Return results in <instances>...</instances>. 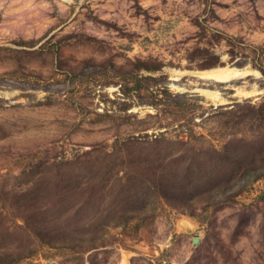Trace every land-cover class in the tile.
I'll return each mask as SVG.
<instances>
[{"label":"rangeland","instance_id":"obj_1","mask_svg":"<svg viewBox=\"0 0 264 264\" xmlns=\"http://www.w3.org/2000/svg\"><path fill=\"white\" fill-rule=\"evenodd\" d=\"M0 264H264V0H0Z\"/></svg>","mask_w":264,"mask_h":264},{"label":"bare ground","instance_id":"obj_2","mask_svg":"<svg viewBox=\"0 0 264 264\" xmlns=\"http://www.w3.org/2000/svg\"><path fill=\"white\" fill-rule=\"evenodd\" d=\"M252 72L254 74L257 73L253 70H248V69L238 70V69H233L231 67H223V68H216V69H211L207 71H196V72H193L192 74H194L197 78H200V79L212 80V81L219 82V83H225L230 80L237 79V78H243L244 76ZM173 87L178 88L176 86H173ZM235 90L237 94H241L244 96H249L250 94H253L254 92V89L250 91H243L242 88H239V87H237ZM199 92L202 95H204L206 98L211 99L212 101H219L220 103L224 102V99L216 91L199 89Z\"/></svg>","mask_w":264,"mask_h":264}]
</instances>
